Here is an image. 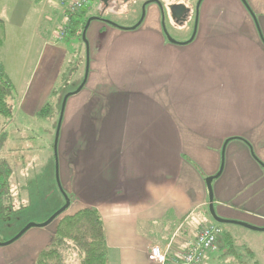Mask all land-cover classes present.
Instances as JSON below:
<instances>
[{
  "label": "crops",
  "instance_id": "0c3cea01",
  "mask_svg": "<svg viewBox=\"0 0 264 264\" xmlns=\"http://www.w3.org/2000/svg\"><path fill=\"white\" fill-rule=\"evenodd\" d=\"M4 1L0 65L22 92L19 109L32 104L37 115L66 64L83 77L84 59L77 51L65 59L67 49L38 32L53 13L50 0ZM197 2L169 4L167 33L160 2V11L147 4L134 30L140 19L127 30L92 27L87 80L68 100L63 122L87 130L76 144L87 141V150L72 163L63 159L62 182L70 186L74 173L71 189L82 193L70 215L83 208L100 214L109 264H157L147 259L150 245L166 250L168 262L185 251L197 236L186 238L187 230L213 223L205 179L218 173L211 182L217 217L264 228V0H201L194 23ZM36 39L41 49L31 63ZM56 226L29 230L21 261L0 246L1 262L34 264ZM244 229L223 228L201 264H264V231ZM238 234L245 237L239 246Z\"/></svg>",
  "mask_w": 264,
  "mask_h": 264
},
{
  "label": "rangeland",
  "instance_id": "374dc122",
  "mask_svg": "<svg viewBox=\"0 0 264 264\" xmlns=\"http://www.w3.org/2000/svg\"><path fill=\"white\" fill-rule=\"evenodd\" d=\"M149 1L151 0H91L89 4L79 12H84V19H90L93 17L100 18L103 21L105 20L112 24L109 25L104 23L105 25L121 30L137 23L141 18L143 4ZM157 1L160 2L164 13L163 25L161 17V28L163 32L165 31L167 33L166 29L169 30L171 25L168 6L177 0ZM182 1L185 2V0ZM190 1L193 4V0ZM49 3L53 8V13H51L49 17L45 15L46 18L43 19L38 32L45 34L46 36L48 35L52 42L58 44L57 46H64V48L67 49L65 54V59L67 60L73 57L74 53L77 51L78 55L84 59V74L81 78H74V76H72V72L74 71L72 64H66L65 67H68V69L66 70V68H64V76L61 83H57L58 88L56 92L50 94L47 97L45 104L42 106V108L48 106L47 108L50 110L45 117H39L36 115L33 112L32 104L28 111L23 112L19 109V99L22 95V92L20 91L18 92L14 89L12 96L7 99V102L12 107L13 117L7 119L0 115V167L9 168L11 171L9 176L11 201L9 202V208H4V202H0V242L2 243L13 239L28 224L41 225L45 223L55 212L64 206L65 199L58 186L57 174L61 189L69 200V207L54 220L55 223L57 222L58 224L61 218L70 215L69 210L75 205L77 200L80 199V201H83L82 193L71 189V187H73L72 184L74 183V179H76V177L73 176L74 173L71 176L70 186L65 185V183L62 182L63 159L64 163L68 161L72 163L71 161L76 158L80 151L87 150V141L76 145L77 143H80L77 139L82 137L79 136L78 133H84L87 132V130H73L63 127V122L66 120L65 112L67 102L70 98H73L76 95L70 96L65 103L56 153L54 150V142L56 128L61 115L63 99L65 96L72 94L79 88L85 76L87 51L85 43L77 36L67 35L63 40L58 39L59 32L64 24L63 17H60L59 19V15L64 8L60 6V0H50ZM5 4L6 2L4 0H0V11L3 10L2 7L5 6ZM152 4H156L160 11L158 3H149L148 6ZM196 4L197 3H194L193 5L195 12L194 23L196 17ZM146 7L147 5L145 6L144 19L146 18ZM79 12L73 14L72 17L77 16ZM7 21L13 20L7 18ZM103 21L94 20L90 23L91 26L88 27L85 35L88 45L91 39L92 27L99 22L103 23ZM8 26L7 36L10 38L14 35L13 30L15 26L10 24V22H8ZM162 26L165 28L163 29ZM42 30H44V32H42ZM28 35L29 34H27V37H29ZM25 36L26 32H24L23 38ZM57 41L60 43H57ZM40 49L41 42L36 39L35 46L32 50L30 49L28 51L31 63L35 60ZM20 51V49L16 50L17 55H19ZM16 52L13 49V55ZM8 53H11V50H8ZM75 81L78 82L75 83ZM79 148L81 150H79ZM208 220L214 223L211 217H209ZM204 225L209 224L205 223ZM200 226H202V224L198 225L197 230L194 228L192 230H187L185 233L186 238H193L192 236L195 231L197 234ZM220 227L222 228V233L223 228L234 229L239 232H246L247 230L236 225H221ZM31 229H37V227ZM27 232L13 243L3 247L12 248L14 257L18 258L19 261H21L24 258V255L29 252L28 248L25 246L24 249L23 244L20 243L25 242L23 238ZM234 237L236 241L235 243L238 246L239 244L241 245L245 239L244 235L241 234L235 235ZM208 255L209 254L206 256ZM173 260L174 258L170 260V263L168 262L167 257L166 264H172ZM79 262L80 256L77 251L69 249L63 252V264H79ZM0 264H3L1 260Z\"/></svg>",
  "mask_w": 264,
  "mask_h": 264
},
{
  "label": "trees",
  "instance_id": "16d2710c",
  "mask_svg": "<svg viewBox=\"0 0 264 264\" xmlns=\"http://www.w3.org/2000/svg\"><path fill=\"white\" fill-rule=\"evenodd\" d=\"M61 14L64 19L62 28L66 27L67 35L77 36L81 39L82 31L88 20L83 17L84 12H79L77 16L72 17L71 15L68 18L64 11ZM4 33V24L0 20V47L4 42ZM13 90V84L0 65V115L7 119L13 117L12 107L7 102V99L13 94ZM47 107L42 108L37 115L45 117L50 112ZM10 172L9 168L0 167V202H4V208H9L11 201ZM224 236L227 239L226 242L228 241L227 249L233 251V243L227 234ZM69 249L79 253V264H109L103 222L97 210L83 208L72 215L61 218L51 236L50 243L39 252L34 264H63V252Z\"/></svg>",
  "mask_w": 264,
  "mask_h": 264
},
{
  "label": "built area",
  "instance_id": "2783aa9c",
  "mask_svg": "<svg viewBox=\"0 0 264 264\" xmlns=\"http://www.w3.org/2000/svg\"><path fill=\"white\" fill-rule=\"evenodd\" d=\"M91 0H60V6L64 8L66 17L75 14L84 9ZM67 35V29L62 28L59 32V40ZM222 234L221 228L216 224L202 225L199 228L197 236L189 247L177 257L172 264H200L202 259L210 253L217 250V238ZM147 259L149 262L157 264H166L167 251L157 245H150L147 250Z\"/></svg>",
  "mask_w": 264,
  "mask_h": 264
},
{
  "label": "water",
  "instance_id": "95a60500",
  "mask_svg": "<svg viewBox=\"0 0 264 264\" xmlns=\"http://www.w3.org/2000/svg\"><path fill=\"white\" fill-rule=\"evenodd\" d=\"M150 2H153V3H158L159 2L157 0H152V1H149V2H146L145 4H143L142 6V14H141V18L139 20V22L131 27V28H128V30H134L136 29V27L138 25H140L141 21L143 20L144 16H145V6L150 3ZM201 2V0H198L197 4H196V9L198 8L199 6V3ZM94 20H99V21H103L102 19L100 18H96V17H93V18H90L86 21V24L84 26V29L82 31V34H81V40L85 43V46H86V71H85V76L83 78V81L81 83V85L79 86V88L73 92L72 94H69L67 96L64 97L63 99V105H62V110H61V115H60V118H59V123H58V126L56 128V137H55V142H54V150H55V153H56V147H57V142H58V136H59V132H60V126H61V121H62V116H63V111H64V107H65V103L67 101V99L70 97V96H73V95H76L77 93L80 92V90L83 88L86 80H87V73H88V65H89V48H88V42L85 38V35H86V31L90 25V23ZM103 23L105 24H109V25H112L110 22L108 21H103ZM196 28V26H195ZM127 30V29H126ZM167 39L169 41L172 42V40L169 39V37L167 36ZM219 175V173L214 176V177H209V178H206L205 179V183H206V187H207V191H208V198H209V205H208V212L210 214V217L212 218V220L217 223V224H220V225H228V224H234V225H239L241 227H244V228H248V229H251V230H254V231H260V232H263L264 231V228H254V227H251L249 225H246V224H243V223H239V222H233V221H228V220H224V219H221L219 217H217V215L215 214L214 212V209H213V205H212V201H213V196H212V189H211V182ZM57 182H58V186L63 194V197L65 199V204L64 206H62L57 212H55L45 223L41 224V225H34V224H28L25 228H23L13 239H11L10 241L8 242H5V243H2L0 242V246L3 247V246H7L11 243H13L14 241H16L18 238H20L25 232H27L29 229L31 228H34V227H37V228H43V227H46L48 226L51 222H53L56 218H58L62 213H64L67 208L69 207V200L66 196V194L62 191L61 189V186H60V183H59V177H58V174H57Z\"/></svg>",
  "mask_w": 264,
  "mask_h": 264
}]
</instances>
